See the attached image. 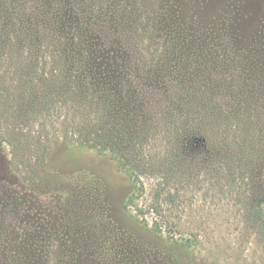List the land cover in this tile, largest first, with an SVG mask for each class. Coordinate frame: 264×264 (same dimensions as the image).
<instances>
[{"label": "rangeland", "instance_id": "374dc122", "mask_svg": "<svg viewBox=\"0 0 264 264\" xmlns=\"http://www.w3.org/2000/svg\"><path fill=\"white\" fill-rule=\"evenodd\" d=\"M35 12L44 20L36 23L42 35H52L46 27L50 23L59 37L86 43L82 20L88 22L91 34L132 37L140 59H132L131 65L137 68L147 61L168 64L172 56L166 55L175 47L181 50L187 40L183 53L186 62L190 60V70L198 73L201 89L194 90L192 96L200 95L204 101L197 111L202 118L186 116L187 111L173 102L164 107L163 99L151 104L150 111H143L142 119L120 103L113 104L110 116L98 119L96 110L80 106L82 99L70 82L79 67L76 54L82 47H66L45 37L39 46L29 44V39L24 46V40L16 38L18 22L34 19ZM161 21L168 24L156 26ZM5 32L15 37V45L5 47V39L0 38V86L5 88L1 112L10 116L24 104L22 99L31 107L28 122L16 128L10 142H1L8 135L5 125L0 132V233L16 232L13 251L19 264H92L88 259L92 242L83 241L89 232L83 228H90L88 214L81 198L76 197L78 192L72 198L47 192L67 185L63 176L57 181L56 167L61 172L84 167L106 180L115 219L134 234L127 264H170L168 242L185 245L186 261L180 264H264V174L254 178L247 158L230 150L236 141L245 142V147L264 145V136L248 133L249 116L253 117L252 128L256 127L254 133L264 131V93H254V104L249 106V97L238 91L241 79L231 71L238 70L240 62L247 68L264 63V0H0V35ZM87 49L93 53L94 46ZM191 51L194 57L190 59ZM225 53L233 57L228 59ZM35 64L38 73L33 76L28 67L32 70ZM211 68L214 75L209 74ZM57 70L68 72L67 84L56 79ZM27 73L35 78L33 83ZM210 82L228 85L221 88L217 108L208 114L213 100ZM177 88L171 86L174 92H179ZM226 88L230 95L224 98ZM19 102V107L11 106ZM222 110L230 112L233 123L240 119L244 132L228 130L225 142L220 122L210 116ZM161 111L169 116L170 134L163 132V121L154 119ZM118 125L127 128L131 137L139 132L148 136L144 155L165 156L174 164L166 189L157 198L159 208L151 205L157 196V176L152 174L141 175L146 191L132 210L123 206L130 183L111 160L118 154L108 141ZM97 134L98 147L108 150L111 159L69 146L79 143L82 135ZM50 166L53 171L47 173ZM175 187L177 193H173ZM137 206L140 212H136ZM142 244L146 246L143 249Z\"/></svg>", "mask_w": 264, "mask_h": 264}, {"label": "trees", "instance_id": "16d2710c", "mask_svg": "<svg viewBox=\"0 0 264 264\" xmlns=\"http://www.w3.org/2000/svg\"><path fill=\"white\" fill-rule=\"evenodd\" d=\"M22 21L30 24L24 26ZM22 21L18 22L19 30H17V33H19V35L16 38H22L24 40L22 43L24 46L26 39H29V44L31 43L33 46H39L42 38L45 37L46 39L53 38L54 43L59 45L62 44L66 47H68V44L82 47V50L76 54L80 59L78 62L79 67L71 74L72 80L70 82L74 88V92L82 99L80 100V106H82V108L84 106V108L88 107L90 110H96L99 114L98 119L110 116L113 112V104L117 103L123 105L127 110L130 109L139 119L144 117L143 111L151 110L149 109L151 104H158L163 99L164 107L166 102H169L170 105L173 102L175 106L186 110V116L191 115L190 118H193L192 116L197 114L199 107L204 104V101L200 99V95L194 98L192 96L194 90H200L201 88L199 86L200 84L197 83V80H199L198 73L190 70L192 68L189 65L190 60H187V62L185 60L186 56L183 50L185 49L187 40H183L181 50L175 47L176 50L173 49L166 55L172 56V59L167 61L168 64H164L163 60L147 61L144 62V65L137 68L131 65L133 63L132 59H140L137 58L138 52L132 37L124 36L113 39L112 37L104 38L99 32L91 34L88 31V22L86 23V21L80 20L81 30L84 31L83 36L86 37V43H81L74 38H70V36L59 37L58 35L60 33H57V28L51 26L50 23H48L46 27L50 29L52 35L46 33L42 35L37 32L38 27L36 23L44 21L37 12H35L34 19H24ZM167 24L166 21H161L157 22L156 26L163 27ZM0 38L5 39V47L15 45L12 44L13 42L15 43V37L11 34L5 32V35H0ZM116 44H119L121 48L115 49ZM87 46H94L93 53L91 51L92 54L89 53ZM198 52L199 51H197V53ZM225 56L231 59L233 54L225 53ZM188 57L190 59L194 57L193 51H191ZM182 61H184L183 63L185 66ZM234 61L235 60H233L232 63H234ZM1 63L2 58L0 54V64ZM244 65L245 62H240L238 70L232 68L231 71H234L241 79L242 83H239L238 91L242 95H247L249 97L248 99L251 103L249 106H251L254 104L252 98L255 99L253 94L258 92L264 93V63H257L254 67L251 65L249 68L244 67ZM29 69L30 67H28V71L31 72L33 76H36L38 73L36 64L32 70ZM23 72L22 67L19 65V73L23 74ZM56 72V79L67 84L68 72L66 70H57ZM209 74L214 75V69L211 68ZM235 74L232 73V79L235 78ZM27 76L30 82L33 83L35 81L33 76H30L28 73ZM3 77H5V74ZM103 78H107V82L101 81ZM22 80L24 81V78H22ZM77 82L82 84V86H78ZM224 82L218 84L210 82L212 85L209 86L213 93L211 99L213 100L207 107L208 114H211L217 108L215 105H217L218 94L221 88L228 85V83ZM173 84L179 87V89L177 88L179 92L171 90ZM217 87L220 88L217 90ZM83 89L90 91V93L84 92ZM3 92H5V88L0 86V98L2 99L5 98ZM125 92L128 95H125ZM223 92L225 93L224 98L230 95V91H228L227 88L226 90L224 89ZM122 95H124V97ZM126 96L128 97L126 98ZM156 98L157 100L153 102ZM2 99H0V102L3 101ZM25 100L26 99H22L24 104H21V107L16 112L13 111L14 113H11L10 116H6L5 111H3V113L1 112L2 107L0 105V132L4 125L6 126L5 129H8L6 132L8 135H5V137L1 139V142H10V139L13 138V136L10 137V135L15 134L16 128H18L20 124H23L22 122H28L27 119L31 116V112L29 111L31 107ZM19 104L20 102L17 103V105L11 106L17 108L20 106ZM7 106H9V104ZM83 111L85 110L83 109ZM192 111H195V113H192ZM218 112V114L216 113L210 116L212 119L217 118L220 122L224 134L223 142L226 140L225 135L228 130H233L234 133H236V131L244 133L242 130L243 123L240 119L233 123L229 111L222 110ZM197 115L199 118H202L201 115ZM155 118L164 122L163 125L165 129L163 132L170 134V121L167 113L161 111L159 116L154 117V119ZM248 118L250 121L249 126L251 127H248V131H252L251 133L248 132L249 135L258 134V136H264V131L254 133L256 127L255 129L252 128L253 117L249 116ZM262 120L264 122V115L262 116ZM117 128L118 130L114 131V135L108 137L111 148L118 154L113 157V159L110 158L109 155L111 153L108 150H101L98 147L100 142L99 134L93 137L82 135V139H80L79 143L70 144L69 146L70 148H87L95 154L110 158L114 162L117 169L128 178L130 183V185H128L129 191L123 197V206L127 210L131 211L132 209L130 207L134 205L136 200L145 194L146 187L141 175L152 174L157 176L154 183L156 190L155 195L157 196L152 200L151 205L155 208H159L161 204L157 198L164 193L169 181L168 175L172 173L174 164L165 156L159 159L156 156L150 157L144 155V143L148 138L146 134L139 132L134 137H131L128 135L130 133L127 128L119 127V125ZM23 137L30 140L28 134L24 133ZM84 137L86 139H84ZM222 146L223 145L220 144L221 152L223 151ZM230 150L241 155L244 160L247 158L250 166L249 170L254 178L264 174V145L258 147L254 145V143H250L249 146L245 147V142L236 141L231 145ZM56 168L55 176L57 177V181L59 182L62 178L61 176H63L65 177L67 185H65V188L55 189L51 187L47 192H50L52 195L60 194L64 197L68 196L69 198L74 197L76 192H78L76 197L78 196L81 198V203L86 206V212L88 214L87 222L89 221L90 228L86 226L83 228L84 232H87V230L89 231L87 234L85 233L83 241L87 242V240H89L88 242H92L90 243L91 252L88 258L89 261H91L92 264H127L125 261H127L126 257L128 256V252L133 248L129 246H132L134 234L115 219L114 210L107 198L108 184L106 180L98 176H93L92 172L84 167H77L67 172H61L60 169ZM45 171L50 173L53 169L50 166L49 169L46 168ZM172 190L173 193H177L178 188L175 187ZM95 204L97 207L99 205L102 208V212L97 213ZM139 208L138 206L135 207V210H137L136 212L141 211ZM107 228H110V231H107ZM91 232L97 233L98 235H92L90 234ZM15 233L16 232L11 229L5 231V233H0V264H19V258L15 256L13 251V247L15 246ZM145 247L146 246L142 244V249ZM166 247L168 248V251H166L168 252V256L166 257L168 263L180 264L182 261H186L187 253L183 243L168 242Z\"/></svg>", "mask_w": 264, "mask_h": 264}]
</instances>
